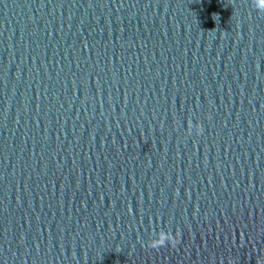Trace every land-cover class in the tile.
Segmentation results:
<instances>
[{
	"label": "clouds",
	"instance_id": "obj_1",
	"mask_svg": "<svg viewBox=\"0 0 264 264\" xmlns=\"http://www.w3.org/2000/svg\"><path fill=\"white\" fill-rule=\"evenodd\" d=\"M257 7L264 8V0H257ZM188 127L189 130L193 127L191 120L188 122ZM195 131L197 134L203 131L202 125L199 122L195 124ZM178 237L179 233L174 236L171 231H159L153 239L148 241V246L152 249H159L166 244L175 247L179 243ZM256 264H264V257L257 259Z\"/></svg>",
	"mask_w": 264,
	"mask_h": 264
}]
</instances>
